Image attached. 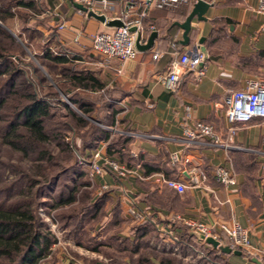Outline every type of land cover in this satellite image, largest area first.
Returning a JSON list of instances; mask_svg holds the SVG:
<instances>
[{
	"label": "crops",
	"instance_id": "1",
	"mask_svg": "<svg viewBox=\"0 0 264 264\" xmlns=\"http://www.w3.org/2000/svg\"><path fill=\"white\" fill-rule=\"evenodd\" d=\"M198 1L147 8L141 0H112L114 8L103 10L85 5L105 14L107 20L123 21L121 17L133 2L129 18H141V44L148 42L152 32L158 33L151 48L138 49L125 64L117 57L104 64L93 47L97 33H110L118 26L89 15L76 6L78 2L2 3L18 4L20 13L40 18L33 27L48 39L37 53L50 48L67 56V66L87 77L85 85L74 86L71 92L98 100L88 118L128 139L123 145L122 137H102L91 152L105 168L102 175L94 176L96 182L116 190L120 207L126 211L136 203L152 213L157 226L169 229L174 225L172 215L178 213L180 224L191 231L184 221L205 223L223 237H227L224 226L239 223L259 256L233 253L228 262L264 264V118L238 122L232 134L224 105L230 89L247 88L254 80L264 82V13L258 11L259 0H205L209 6L204 18L195 14L185 42L182 24ZM196 44L206 55L205 74L183 72L177 87L171 88L166 79L171 63ZM103 102V122H98L97 111ZM198 121L212 124L219 139L191 138L186 131ZM174 152L180 153L175 165L171 162ZM111 162L125 166L127 174L120 175ZM218 167L228 170L234 182L218 181ZM160 175L188 187L181 193L157 182Z\"/></svg>",
	"mask_w": 264,
	"mask_h": 264
},
{
	"label": "trees",
	"instance_id": "2",
	"mask_svg": "<svg viewBox=\"0 0 264 264\" xmlns=\"http://www.w3.org/2000/svg\"><path fill=\"white\" fill-rule=\"evenodd\" d=\"M18 6V4H3L0 0V20L4 21L16 15L23 16L22 29L35 30L40 34L38 30L28 25L32 17L20 13ZM20 45V42L0 25V139L2 143L8 144L12 150L27 158L48 159L47 162L51 165H55L56 162L51 160L50 148L47 144L54 138L59 141L63 150H70L71 147L65 141V135L72 126L81 127L88 123L92 125L87 139L82 140V152L86 156L91 155L102 137L108 138L111 134L115 138H124L123 145L125 144L128 140L126 136L106 131L100 125L89 121L88 117L91 116L92 107L98 103V100H92L89 95L80 91L71 92L74 86L85 85L87 77L80 73L76 74L75 70L67 66L69 64L67 56L62 52L60 54L53 52L50 48L41 54L44 61H52L63 68L67 82L59 85L64 96H61L59 91L50 85L47 87H50L53 92L40 95L38 92L42 90L41 87L38 86V90L37 87L27 83L22 78L23 70L16 63L7 62L11 50L15 52L14 54L20 61L23 59V50ZM41 83H43L42 80ZM105 106L106 103H101L96 121L103 122L102 112ZM125 151L129 155L128 149ZM86 165V163L76 161L62 171V173L65 171L77 173L73 176L71 194L67 196V201L74 202L78 191L83 192V200L80 199L78 210L67 216L68 222L75 219V229L84 231L85 224L94 219L100 220L101 212L103 218L106 219V225L103 228L105 236L102 232L100 233L102 223L99 221L97 232L99 234L95 237L90 236L88 239L95 249L102 250L113 246V249L127 251L130 255L128 264H131L134 253L140 251L142 255L139 256L136 264H182V260L176 259L172 254L162 252L158 263H153L151 257L145 255L149 247L147 236H159L155 225L150 222H140L138 225L129 226L125 228L126 231H110L120 223L123 217L118 193L111 188L102 191L99 195L94 193L89 186L92 182L96 185V180L95 177L88 175ZM41 169L37 166L38 171ZM4 170L5 167L0 165V184L2 183L0 188V264H46L44 258L51 253L54 254L51 247L57 239L45 227L44 221L35 210V205L37 198L43 195L45 187L42 189V186L53 182L60 173L44 174L46 177L40 180L37 176V178L27 176L25 168H22V170H16L18 179L3 184ZM34 170H36L35 167L33 171H30L35 174ZM32 187H38L36 194L32 193ZM61 200L60 196L59 201ZM94 224H90L91 228ZM173 224L170 232L178 237L181 248L186 249L193 245L197 250H202L217 261V264H229L228 256L234 252H224L220 247H214L211 243L199 240L191 234L190 228L180 224L179 221H174ZM224 238L227 239V237ZM223 244L229 245L226 241H223ZM242 254L246 255L244 252ZM70 263L63 262V264Z\"/></svg>",
	"mask_w": 264,
	"mask_h": 264
},
{
	"label": "rangeland",
	"instance_id": "3",
	"mask_svg": "<svg viewBox=\"0 0 264 264\" xmlns=\"http://www.w3.org/2000/svg\"><path fill=\"white\" fill-rule=\"evenodd\" d=\"M22 18L23 16H13L8 17L4 21L0 20V25L7 29L14 36V38L18 42H20V47L22 46L23 50V59L21 61L19 60L17 55L14 54L15 52H12L11 50L7 62H9V64L11 62L12 64L16 63L20 67V69L23 70L22 78L26 80L27 83L33 85L34 87H37L38 90V86H40L42 89L38 92L40 95H44L49 92L52 93L53 90L50 87H47L48 85H50L53 89H57L61 96H64L65 94L62 92V89L59 86L60 84L63 85L65 82H67L66 76L62 71L63 68L61 66L55 65L52 61H44L43 57H41V53H37L40 52L39 49L48 39V35L38 34L35 30H23ZM39 21L40 18H30L28 25H30L31 27L37 26L36 24ZM25 41H27V43H25ZM41 80L43 83L40 84ZM88 119L90 122H93L92 120H90V118ZM91 126L92 125L88 123L87 125L81 127L72 126L69 128V130H67L68 132L65 135V141L68 142L71 147L70 150L67 151L62 149V146L59 144L58 140L52 138V141L47 144V147L50 148L49 155L51 156L52 161L55 160V165H51V163H48V159L33 160L20 155L18 152L12 150L8 144L2 143L0 139V165H3L5 167V170L2 173V180H4L3 184L10 183L18 179L16 170H22V168H25V173L27 174V176H30L31 178L38 177L40 180L46 177V175L44 174L48 175V173L51 174L53 172L55 174L60 173L57 175L56 179L53 182L42 186V189L45 187L43 189V195L37 198V202L35 205V210L40 218L44 221L45 227L57 239V242L54 243L51 247L54 254L51 253L44 258V262L46 264H63V262H71L70 264H128L129 261L130 255L127 251L120 249L118 250L115 248L113 249V246L103 248L102 250H97L88 241L90 236L95 237L99 234H97V232L99 229L98 225L100 223H102L100 233L102 232V235L105 236L103 228L106 225V219L103 218L101 212V218L99 220L100 223L98 220L94 219L91 222L85 224L84 231H77L75 229V219H71L68 222L67 216L69 214H73L78 210V207L80 206L78 205V203L80 199L83 200V192H81V190L78 191V193L76 194V199L73 200L74 202L67 201V196L71 194V186L74 181L73 176H76L77 173L73 171H65L64 173H62V171L66 167L69 168V166L71 164L73 165L74 162L80 161L81 163L87 164L86 168H88V175L93 178L96 175L92 170V165L93 163L98 162V158L94 156L92 157L91 155L86 156L82 152V140L87 139L92 128ZM37 166H40V168L42 169L38 171ZM34 167L36 169L34 170V172H36L35 174L32 172ZM1 184L0 188L2 186ZM96 185L95 182H92V185L89 186V188H92L94 193H96L97 195L101 194L102 191L110 188L109 186H107V188H104L106 184L101 186L97 182ZM38 187L31 188L33 194L37 193ZM60 196L62 198L61 201H59ZM120 209H122L121 212L123 217L120 223L115 226V228H111L110 231H126L125 228L133 225H138L140 222H150L155 225L159 236L153 237L152 235H148L147 239L149 241V247L146 251L144 250L147 253L145 255L150 256L153 263H158L160 261L159 255L167 253L172 254L178 260H182V264H217V261L206 255L202 250H197L193 245L188 246L186 249L182 248L181 253H172L167 248L171 244L168 240V233L170 232L169 228H166L163 224L157 226L156 223L149 220H133L127 215V211H125V208L121 207ZM91 223H95L92 228L90 225ZM244 254L246 253L244 252ZM140 255H142L141 251L139 253H134V255L132 256L133 260H131L130 263L136 264L137 260H139ZM246 256L251 258L255 255L251 256L246 254Z\"/></svg>",
	"mask_w": 264,
	"mask_h": 264
},
{
	"label": "built area",
	"instance_id": "4",
	"mask_svg": "<svg viewBox=\"0 0 264 264\" xmlns=\"http://www.w3.org/2000/svg\"><path fill=\"white\" fill-rule=\"evenodd\" d=\"M78 3H82L95 9L114 8L112 0H73ZM144 5L149 8L152 6L164 7L179 3H188L190 0H141ZM135 7L133 2H130L127 6L128 10ZM128 10L124 14V25L117 27L113 32H99L94 38V50L100 53L103 58L102 62L107 64L114 57L119 58L123 64L133 59L137 52V41L140 37V41L143 34V25L141 18H129ZM258 11L264 13V0H259ZM63 27V25H61ZM136 27V30H132ZM153 27V26H152ZM155 57L158 58V52L155 53ZM205 59L201 51L200 45L196 44L193 47L187 49L178 59L174 60L171 65L167 76L169 86L175 89L178 85L180 76L183 72L197 71L198 76H202L206 72ZM152 105V104H151ZM224 105L226 107L227 119L229 122V131L232 134L236 132V124L238 122H248L255 117L264 118V82L260 80H254L249 83V86L244 89H230L224 98ZM191 138H199L202 136L214 137L217 140L219 136L212 124L198 121L195 128L186 131ZM264 142V135H263ZM180 161V153L174 152L171 154L172 164H177ZM110 165L119 172L120 175L126 174V168L120 166L115 162H111ZM104 167L98 162L93 163L92 170L96 175H102L104 173ZM215 175L218 181L223 183L234 182L232 174L225 168L218 167L215 169ZM157 182L165 183L171 188L184 192L187 189V185L178 180H174L160 175L155 179ZM197 182V179L195 180ZM104 188H107L105 185ZM127 215L133 220H149L155 223V219L152 213L139 207L136 203L129 204ZM173 221L182 220L180 214L176 213L172 215ZM186 225L193 230H197L203 233L205 236H212L217 239L221 245L223 241L229 243L233 249H240L247 255H255L258 257V253L254 247L250 244L247 230L243 228L239 223L233 224L231 227L224 226L223 230L227 234L225 239L221 234H218L212 230L211 227L205 223L197 222L193 220L184 221ZM168 240L170 245L167 247L172 253H181V245L179 244L178 237L172 233H168ZM178 242V243H177Z\"/></svg>",
	"mask_w": 264,
	"mask_h": 264
},
{
	"label": "water",
	"instance_id": "5",
	"mask_svg": "<svg viewBox=\"0 0 264 264\" xmlns=\"http://www.w3.org/2000/svg\"><path fill=\"white\" fill-rule=\"evenodd\" d=\"M76 6L82 10H85L89 13V15L94 16L98 19H100L103 22H107L109 25H114V26H123L124 22L120 19H113V20H107V17L105 14H99L97 12H95L92 9H89L87 6H85L82 3H77ZM209 6V3L205 0H199L195 6L194 9L192 11V13L190 14V16H188L187 20L182 24V27L185 29L184 32V37H185V42H188V32L191 29V21L193 19V17L195 16V14H199V18H204L203 14L205 12V9ZM132 30H136V27H133ZM158 33L152 32L149 40L146 44H141L140 42V37L138 38L137 41V48L141 49V50H146L149 49L153 46L154 44V40L157 37ZM204 59L206 60V55L204 56ZM191 234L196 236L199 240H204L208 243H211L213 246L215 247H220L224 252H234L236 254H242L241 250H235L233 248H231L228 245H221L220 242L215 239L212 236H205L203 233L197 231V230H192ZM255 261H257L256 259H254Z\"/></svg>",
	"mask_w": 264,
	"mask_h": 264
}]
</instances>
